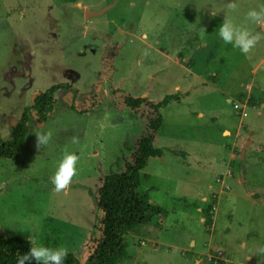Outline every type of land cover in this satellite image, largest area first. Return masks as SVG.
Instances as JSON below:
<instances>
[{"label":"rangeland","instance_id":"rangeland-1","mask_svg":"<svg viewBox=\"0 0 264 264\" xmlns=\"http://www.w3.org/2000/svg\"><path fill=\"white\" fill-rule=\"evenodd\" d=\"M224 3L0 0L1 139L37 93L71 88L56 93L44 122L31 110L16 159L0 157V238L30 235L85 264L102 236L103 177L132 162L154 118L125 98L176 93L155 135L163 160L140 171L149 200L170 214L126 234L119 264H264V25L253 27L260 39L247 54L224 45L223 13L205 8ZM256 4L240 0L239 13ZM44 132L51 136L37 147ZM65 152L78 156L77 171L57 191L50 177Z\"/></svg>","mask_w":264,"mask_h":264},{"label":"trees","instance_id":"trees-1","mask_svg":"<svg viewBox=\"0 0 264 264\" xmlns=\"http://www.w3.org/2000/svg\"><path fill=\"white\" fill-rule=\"evenodd\" d=\"M59 90L71 91V88L67 84H58L34 96L32 105L22 112L13 125L10 140L4 142L0 137L1 158L16 159L18 157L27 134L31 110L39 122H44L54 110L55 96ZM175 100L178 101L176 93L166 94L156 102L140 97L125 98V104L132 109L142 104L148 106L154 118L148 119L147 133L138 140L137 151L132 162L126 163L121 172L103 177L97 197V205L102 212V236L85 264H119L121 259L128 257L125 235L151 224L155 216L165 213L163 207L149 200L148 192L141 187L140 171L146 166L149 158H159L163 154L162 149L154 144L155 135L163 121L161 109ZM70 107L77 110L73 103ZM29 247L26 239L0 238V264H16L18 254L27 252ZM25 264H35V261H26ZM63 264H79V262L72 253L67 252Z\"/></svg>","mask_w":264,"mask_h":264},{"label":"clouds","instance_id":"clouds-1","mask_svg":"<svg viewBox=\"0 0 264 264\" xmlns=\"http://www.w3.org/2000/svg\"><path fill=\"white\" fill-rule=\"evenodd\" d=\"M240 0H225L223 7H205L212 17L223 13V19L216 29V36L224 45L238 49L241 54H247L260 39L259 33L253 31L254 26L264 25V0H257L255 7L239 13ZM204 9V8H202ZM36 146L46 144L51 136L50 132L36 133ZM78 156L72 152H65L56 165L50 181L55 190L59 191L68 186L76 174ZM29 250L18 254L16 264H25L26 261H35V264H63L67 255L64 246L50 247L38 243L30 235L27 237ZM257 253L264 255V245L257 248Z\"/></svg>","mask_w":264,"mask_h":264},{"label":"water","instance_id":"water-1","mask_svg":"<svg viewBox=\"0 0 264 264\" xmlns=\"http://www.w3.org/2000/svg\"><path fill=\"white\" fill-rule=\"evenodd\" d=\"M112 5H108L105 6L99 10H90L88 8L85 9V17L89 18V17H93V16H100L101 14H103L105 11H107ZM249 134H252V132L250 131ZM250 143V139H248L247 141L244 142L243 144V148L241 149L240 152V157L244 156L245 153V147ZM243 180V178H241Z\"/></svg>","mask_w":264,"mask_h":264},{"label":"crops","instance_id":"crops-1","mask_svg":"<svg viewBox=\"0 0 264 264\" xmlns=\"http://www.w3.org/2000/svg\"><path fill=\"white\" fill-rule=\"evenodd\" d=\"M161 160H163V158L161 157ZM181 212L182 211H177V210H173L172 211V213L174 214V216H180L181 215ZM170 214V212H165L163 215H159V216H161V218H162V221H165L166 219H167V217L166 216H168Z\"/></svg>","mask_w":264,"mask_h":264},{"label":"flooded vegetation","instance_id":"flooded-vegetation-1","mask_svg":"<svg viewBox=\"0 0 264 264\" xmlns=\"http://www.w3.org/2000/svg\"><path fill=\"white\" fill-rule=\"evenodd\" d=\"M86 9V8H85ZM88 9H90V8H88ZM91 10V9H90ZM90 18V17H89ZM89 18H87V19H89Z\"/></svg>","mask_w":264,"mask_h":264},{"label":"built area","instance_id":"built-area-1","mask_svg":"<svg viewBox=\"0 0 264 264\" xmlns=\"http://www.w3.org/2000/svg\"><path fill=\"white\" fill-rule=\"evenodd\" d=\"M239 105V104H238ZM238 105H236V106H238Z\"/></svg>","mask_w":264,"mask_h":264}]
</instances>
